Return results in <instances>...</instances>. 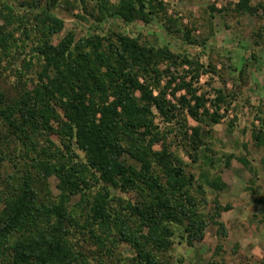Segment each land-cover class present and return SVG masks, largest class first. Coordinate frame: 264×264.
Returning <instances> with one entry per match:
<instances>
[{
    "label": "trees",
    "instance_id": "trees-1",
    "mask_svg": "<svg viewBox=\"0 0 264 264\" xmlns=\"http://www.w3.org/2000/svg\"><path fill=\"white\" fill-rule=\"evenodd\" d=\"M95 2L99 19H161L159 0ZM22 3L28 9L17 14L0 0V17L18 22L33 54L23 60L25 71L15 72L20 83L16 95L0 86V170L14 157L16 172L22 170L23 158L30 161L23 175L0 176V264H106L101 257L104 250L112 252L108 241L134 248L135 255L120 264H170L167 254L177 229L191 244L203 238L208 223L225 233L220 218L228 206L215 200V211L205 217L195 192L203 185L170 149L172 128L161 129L155 121L156 115L166 123L176 121L185 127L183 135L188 134L186 118L181 121L184 110L198 123L218 121L207 110L200 112L204 98L186 80L189 74L199 79L205 64L114 30L79 39L69 30L53 43L52 36L65 26L53 11L60 0ZM5 28L0 25V53L24 48L14 44V33ZM181 90L190 97L180 95L178 103L168 98ZM52 134L62 137L63 149ZM199 137L200 125L193 126L195 150ZM158 144L162 149L155 148ZM74 145L85 162H79ZM51 177L59 193L47 190L41 199L33 185L46 188ZM210 185L224 186L219 177ZM74 196L79 200L71 206ZM93 244L99 248L95 257Z\"/></svg>",
    "mask_w": 264,
    "mask_h": 264
},
{
    "label": "rangeland",
    "instance_id": "rangeland-1",
    "mask_svg": "<svg viewBox=\"0 0 264 264\" xmlns=\"http://www.w3.org/2000/svg\"><path fill=\"white\" fill-rule=\"evenodd\" d=\"M4 1L17 14H24L28 9L22 3L24 0ZM38 1L45 4L48 0ZM95 1L60 0L53 11L64 19L65 26L52 36L51 41L57 43L69 30H74L76 39L114 30L138 35L143 41L167 46L174 54L196 58L205 64V71L199 79L189 74L186 80H192L197 94L204 98L205 106L200 107V112L207 110L218 121L212 125L198 123L184 110L181 121L186 118L187 135L182 134L185 127L181 128L176 121L166 123L159 115L155 116V121L161 129L167 131L172 128L167 137L170 149L186 162V172L203 185L195 192L197 190L201 198L200 210L205 217H210L215 211V200L222 206H228L227 209L222 208L220 218L226 229L222 233L217 224L208 223L203 238L194 240L192 244L183 237V230L177 229L167 254L168 262L264 264V0H159L162 3L161 19H151L148 23L140 19L126 22L117 15L99 19L101 17L97 16L101 14ZM109 1L112 4L118 2ZM2 24L6 31L14 33V44L24 46L21 49L26 50L19 53L21 49H11L9 53H0L1 89L16 95V86L20 83L15 72L17 69L25 71L23 60L33 58L30 51L32 43L25 38L17 21L7 23L0 17ZM184 68L189 67L186 65ZM33 80L30 79L29 86H33ZM175 86L173 83L169 92ZM183 94L190 97L187 90H181L177 97L168 94V98L178 103L179 96ZM57 108L63 114L58 104ZM198 125L200 141L195 150L191 134L193 126ZM50 137L63 149L61 136L52 134ZM54 147L52 145V149ZM155 148L162 149V145H155ZM75 150L79 162H85L84 153L77 148ZM13 159V162L18 160ZM13 162L7 161L1 167L2 178L11 174L23 175V169L30 163L23 158L22 170L16 172ZM216 177L224 184L222 189L210 185ZM48 181L46 188L43 183L33 185L41 199L47 190L54 196L59 193L57 180L51 177ZM113 192L134 199L131 193L114 189ZM78 200L79 196H74L71 206ZM108 244L112 252L104 250L101 257L106 264H120L136 253L127 242L111 244L108 241ZM90 248L92 257L99 254L95 244Z\"/></svg>",
    "mask_w": 264,
    "mask_h": 264
}]
</instances>
